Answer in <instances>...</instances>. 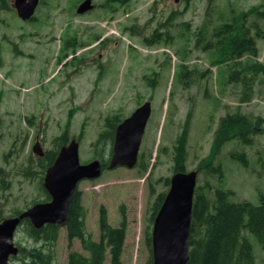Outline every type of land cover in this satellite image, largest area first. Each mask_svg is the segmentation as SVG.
Here are the masks:
<instances>
[{
    "label": "rangeland",
    "instance_id": "1",
    "mask_svg": "<svg viewBox=\"0 0 264 264\" xmlns=\"http://www.w3.org/2000/svg\"><path fill=\"white\" fill-rule=\"evenodd\" d=\"M81 1L39 0L25 20L12 0L7 8L0 5V220L47 195L42 180L50 164L39 169L43 157L31 150L35 137L43 155L63 135L65 143L78 142L80 163L98 158L108 165L111 141L97 142L104 119L120 121L147 101L136 165L105 169L75 187L86 234L97 240L102 208L111 226L121 219L126 224L119 264H144L143 230L151 228L146 219L157 195L167 190L164 178L169 181L174 173L172 147L184 129V171H197L195 187L229 190L230 202L257 204L264 195V123L248 144L225 139L216 154L211 148L227 113L239 110L264 119V74L247 73L251 94L244 99L241 82L228 79L235 61L264 65V0H213L209 7L207 0H128L110 7L91 0V10L77 14ZM232 18L242 32L248 29L255 56L238 60L223 43L215 50L195 40L209 38L213 26ZM198 29L204 32L196 36ZM233 150L244 153L246 166L229 156ZM205 161L219 163L220 179L202 169ZM242 235L253 264H261L259 243L247 230ZM12 241L17 252L7 263L24 264L18 249L32 244L24 224L15 227ZM53 251L52 264H67L71 251L84 254L77 239L67 241L61 226ZM107 257L102 264H108Z\"/></svg>",
    "mask_w": 264,
    "mask_h": 264
},
{
    "label": "trees",
    "instance_id": "2",
    "mask_svg": "<svg viewBox=\"0 0 264 264\" xmlns=\"http://www.w3.org/2000/svg\"><path fill=\"white\" fill-rule=\"evenodd\" d=\"M7 1L0 0V5L3 8H7ZM127 1L103 0V4L105 7H110L111 5H123ZM185 1L188 2L189 0ZM207 2L209 3V7L213 0H207ZM260 14L264 16V12ZM255 30L254 36L258 37L259 32L257 27H255ZM242 31L238 27V23L232 18L227 23L213 26L209 32V38L204 39L202 36H198L199 38L196 37L195 40H202L203 46L205 45L206 48L213 45L215 50H217L219 43H223L228 48V53L234 55L238 60L243 54L255 56L256 51L252 36L249 34L248 29L246 33ZM203 32L204 29H198L196 36L201 35ZM152 37L156 38V35ZM237 63L236 61L233 62L232 68L229 69L228 79L239 80L241 82L243 86L242 99H244L251 94L250 85L252 79H250V76H247V73L264 74V65L251 62L248 66V64L241 61L239 65ZM236 64L237 66L234 68ZM184 75L182 74V76ZM184 85L186 86V81ZM118 122L117 119L110 120L109 118H105V129L97 135V142L111 138L114 127ZM262 123H264V119L261 117H251L239 110L227 113L219 119L213 132L212 152L216 154L222 147L225 139H234L237 144L241 145L250 143L251 136L260 130L259 128ZM185 134L184 129L175 138L171 156L172 172L184 171L186 159ZM59 139L60 136L54 138L53 144L55 147L45 152L43 158L39 159L41 163L39 164V169L45 165H49L53 161L57 152L56 150L61 145V143L57 142ZM62 139L65 140L63 135ZM229 156L237 159L243 166H246L247 160L242 151H230ZM101 162L105 163L106 160ZM200 165L206 173H212L219 179L221 178L222 171L219 163L211 165L210 162L205 161L201 162ZM164 183L168 185L167 178H164ZM210 190L204 191L197 187L193 190L187 240V260L185 264H253L254 258L251 246L242 235V231L247 230L253 235L259 243L264 256V195L259 194L258 203L251 204L245 200L238 202L228 201L227 196L231 193L229 190L218 188ZM43 197L41 201L48 199L46 194ZM162 197V193L158 194L151 206L149 216L146 219L150 224ZM83 219L84 211L80 204V192L75 190L68 206L63 228L67 241L70 242L73 239H77L81 244L84 254L75 251L69 252L67 264H102L107 256L108 264H119L126 232L125 221L121 219L117 226H111L106 221L103 209L101 208L98 218V238L95 241L86 234ZM20 224H24V232L31 239L32 244L18 249L19 259L24 264H52L58 226L55 224H44L40 228L34 229L25 219ZM143 241L148 250V256L144 264H151L150 228L148 226L143 230ZM261 264H264V257Z\"/></svg>",
    "mask_w": 264,
    "mask_h": 264
},
{
    "label": "water",
    "instance_id": "3",
    "mask_svg": "<svg viewBox=\"0 0 264 264\" xmlns=\"http://www.w3.org/2000/svg\"><path fill=\"white\" fill-rule=\"evenodd\" d=\"M36 3L37 0H12L11 6L15 9L17 16L25 20L31 17ZM91 8V0H82L76 8V13L82 14ZM148 115L149 104L146 101L116 125L107 169L118 166L132 168L135 165ZM37 143L33 144L31 150L43 156ZM77 149L78 142L75 139L63 144L58 148L53 161L45 170L42 186L49 196L48 201L35 203L15 217L0 220V264H8V255H14L17 252L12 236L21 220L27 219L34 229L44 224L63 226L78 181L83 178L98 177L101 172L98 159L80 163ZM196 174V170L176 171L170 176L168 189L151 223V264L186 263Z\"/></svg>",
    "mask_w": 264,
    "mask_h": 264
},
{
    "label": "flooded vegetation",
    "instance_id": "4",
    "mask_svg": "<svg viewBox=\"0 0 264 264\" xmlns=\"http://www.w3.org/2000/svg\"><path fill=\"white\" fill-rule=\"evenodd\" d=\"M38 1H39V0H37V2H38ZM36 4H37V3H36ZM35 6H36V5H35ZM29 18H30V17H29ZM123 119H124V118H123ZM123 119H122V120H123ZM122 120H120L119 122H121ZM104 121H105V119H104ZM119 122H118V123H119ZM118 123H117V124H118ZM117 124H116V125H117ZM116 125H115V127H116ZM115 127H114V131H115ZM109 139H110L111 144H112L113 139H114V132H113L112 137L109 138ZM35 142H38L37 137H35L34 143H35ZM57 142H58L59 144L61 143L60 146H62L63 144H66V143H67V142L65 143V140L62 139V135L60 136V139H59ZM34 143H33V144H34ZM60 146H59V147H60ZM59 147H58V148H59ZM57 150H58V149H57ZM57 150H56V151H57ZM137 153H138V152H137ZM110 155H111V149H110V152H109V158H110ZM43 156H44V155H43ZM43 156H41V157H43ZM109 158H108V160H109ZM97 159H98V158H97ZM108 160H107V161H108ZM98 161H99V163H100L101 172H102L103 170L107 169V168H106V167H107L106 165H104V167H102V165L105 164L104 162H101L100 159H98ZM137 162H138V159L136 158V163H137ZM136 163H135V165H136ZM120 167H122V166H120ZM102 168H105V169H102ZM101 172H100V173H101ZM184 172H185V171H184ZM81 180H91V179L83 178V179H81ZM81 180H80V181H81ZM78 183H79V181H78ZM168 186H169V181H168ZM75 189H76V188H75ZM75 189H74V192H75ZM167 189H168V187H167ZM76 191H78V190H76ZM166 191H167V190H166ZM74 192H73V193H74ZM164 194H165V193H164ZM164 194H163V196H164ZM47 197H48V199L45 200V201H48V200H49V196H48V195H47ZM162 199H163V197H162ZM42 201H44V200H42ZM45 201H44V202H45ZM161 201H162V200H161ZM160 203H161V202H160ZM159 205H160V204H159ZM156 211H157V210H156ZM21 221H22V220H21ZM61 227H63V226H61Z\"/></svg>",
    "mask_w": 264,
    "mask_h": 264
}]
</instances>
